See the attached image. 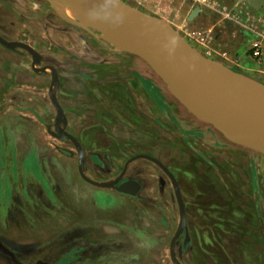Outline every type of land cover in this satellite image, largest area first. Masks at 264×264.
Listing matches in <instances>:
<instances>
[{
	"label": "rangeland",
	"instance_id": "obj_1",
	"mask_svg": "<svg viewBox=\"0 0 264 264\" xmlns=\"http://www.w3.org/2000/svg\"><path fill=\"white\" fill-rule=\"evenodd\" d=\"M122 1L167 22L213 80L226 75L241 92L264 90V53L253 54L255 43L264 48V6ZM0 36L41 56L33 69L27 52L0 45V242L20 264H173L180 217L170 179L138 159L122 179L142 184L135 199L84 182L74 145L48 131L55 132L51 96L84 149L87 177L117 184L139 154L173 173L191 238L185 250L184 236L176 244L180 263L264 264V155L195 118L94 14L56 0H0ZM48 67L59 78L52 90ZM0 264L15 263L0 253Z\"/></svg>",
	"mask_w": 264,
	"mask_h": 264
},
{
	"label": "water",
	"instance_id": "obj_2",
	"mask_svg": "<svg viewBox=\"0 0 264 264\" xmlns=\"http://www.w3.org/2000/svg\"><path fill=\"white\" fill-rule=\"evenodd\" d=\"M59 1L88 10L104 21H112L122 40L128 46L127 48L150 66L168 86L173 96L195 118L213 126L226 138L234 139L238 144L264 155V93L253 95L237 92L232 95L220 91L187 59V54L190 53L184 49L167 22L134 9L122 0ZM244 1L254 10H260L264 6V0ZM0 45L10 51L23 50L27 52L32 57L33 69L41 63L40 54L28 44L7 41L0 36ZM194 56L198 60H206L198 55ZM48 68L54 75L50 86V90H52L55 84L57 88L60 86L59 78L54 67ZM41 72L45 73L46 68H42ZM51 99L56 106L55 132L51 128L48 131L53 137L59 140H68L74 145L78 152V171L81 178L95 187L113 189L118 193L137 197L142 185L136 180L127 179L121 184H101L85 175L83 147L76 137L66 130L68 121L57 98L51 96ZM138 159H145L154 163L172 183L179 208L180 223L170 241L169 255L173 264H182L176 257V244L184 236L183 247L187 248L191 239L187 225L186 206L180 186L173 173L162 162L146 154H139L129 159L120 179L124 176L129 164ZM0 253L8 257L13 263L20 264L16 255L1 242ZM37 264L49 263L38 261Z\"/></svg>",
	"mask_w": 264,
	"mask_h": 264
},
{
	"label": "bare ground",
	"instance_id": "obj_3",
	"mask_svg": "<svg viewBox=\"0 0 264 264\" xmlns=\"http://www.w3.org/2000/svg\"><path fill=\"white\" fill-rule=\"evenodd\" d=\"M56 1H59V0H56ZM60 2H63V1H60ZM63 3H65V2H63ZM67 4V3H66ZM68 5H71V4H68ZM71 6H73V5H71ZM74 7H76V6H74ZM70 8V7H69ZM76 8H78V9H80V10H83V11H87V12H89L88 10H85V9H82V8H79V7H76ZM72 10V9H71ZM69 11V10H68ZM74 11V10H73ZM70 12V11H69ZM75 13H78V12H76V11H74ZM72 13V12H71ZM89 13H91V12H89ZM73 14V13H72ZM91 14H94V13H91ZM191 14V16H190V18L189 19H193L197 14H198V10H193L192 11V13H190ZM79 15H80V12H79ZM94 15H96V14H94ZM97 16V15H96ZM98 17V16H97ZM101 19V18H100ZM102 20V19H101ZM104 21V20H103ZM106 21V20H105ZM107 22H109L110 24H112L113 26H114V24H113V22L112 21H107ZM188 56H187V59L188 60H190V57H191V54H187ZM205 61V60H204ZM207 61V60H206ZM190 62L196 67V68H198L215 86H216V88H218L220 91H222V92H227V94H235V93H237V92H241L237 87H236V85H234V83L233 82H231V81H229L228 79H227V77H225L224 75H221V78H217V79H215V80H213L212 79V77L211 76H209L207 73H205L203 70H202V67L201 66H199V65H197V64H194L191 60H190ZM210 62V61H209ZM202 64H203V62H202ZM203 66V65H202ZM212 66V65H211ZM208 67V70L210 71V73H211V71H213L214 69H212V67ZM218 67V66H217ZM204 68V67H203ZM220 68V67H219ZM222 69V68H221ZM218 70V69H217ZM223 70V69H222ZM215 71V70H214ZM221 71V70H220ZM219 72V71H218ZM218 72H216L215 71V73L217 74V75H219L218 74ZM214 73V74H215ZM227 73V72H226ZM207 74V75H206ZM214 74L212 73V75L214 76ZM225 74V73H224ZM229 74V73H228ZM236 76V75H235ZM230 77V76H229ZM232 77V76H231ZM234 77V76H233ZM238 77V76H237ZM240 78V77H239ZM237 80V79H236ZM246 80V79H245ZM244 80V81H245ZM238 81V80H237ZM243 82V81H242ZM252 83V82H251ZM237 84H238V82H237ZM248 84H249V81H248ZM243 85V84H242ZM241 85V86H242ZM251 85V84H250ZM243 86H245V84L243 85ZM249 86V85H248ZM253 86V83H252V85H251V87ZM257 86V85H256ZM245 88V87H244ZM257 88V87H256ZM255 87L253 88V89H256ZM250 89V88H249ZM252 90V89H251ZM260 90V89H259ZM219 91V92H220ZM246 91V90H245ZM258 91V90H257ZM242 92H244V91H242ZM249 92V91H248ZM221 93V92H220ZM264 93V91L262 90V91H258V92H251V93H248V94H253V95H261V94H263Z\"/></svg>",
	"mask_w": 264,
	"mask_h": 264
},
{
	"label": "crops",
	"instance_id": "obj_4",
	"mask_svg": "<svg viewBox=\"0 0 264 264\" xmlns=\"http://www.w3.org/2000/svg\"><path fill=\"white\" fill-rule=\"evenodd\" d=\"M10 51V50H9ZM11 52H14V51H11ZM16 52V51H15ZM68 121V120H67ZM67 130V129H66ZM84 150V149H83ZM84 154H85V152H84ZM86 155V154H85ZM96 159H97V162H99L98 161V157H96ZM85 160H86V156H85ZM262 162H264V160H261ZM135 162V161H134ZM131 164V163H130ZM129 164V165H130ZM97 166H99L98 164H97ZM86 175V174H85ZM119 177V178H118ZM117 178V181L120 179V177H121V175H119ZM88 178H90L91 180H93V181H95V182H97V183H101V184H109L110 182L109 181H106V180H104V179H99V178H97V177H95V176H91V175H88ZM120 181V180H119ZM136 181H138V180H136ZM85 182V181H84ZM139 182V181H138ZM87 183V182H86ZM88 184V183H87ZM89 185H91V184H89ZM142 185V184H141ZM92 186V185H91ZM93 187H95V186H93ZM142 188H143V186H142ZM99 189H102V188H99ZM142 190V189H141ZM118 193V192H117ZM119 195H121V196H123L125 199H135L136 197H131V196H129V195H126V194H121V193H118ZM139 195V194H138ZM187 211V210H186ZM207 217H209V216H207ZM187 218V217H186ZM209 219H211L210 217H209ZM214 222H216V221H214ZM188 225V224H187ZM190 226V225H189ZM191 239V238H190ZM190 244V243H189ZM189 246V245H188ZM184 248V247H183Z\"/></svg>",
	"mask_w": 264,
	"mask_h": 264
},
{
	"label": "built area",
	"instance_id": "obj_5",
	"mask_svg": "<svg viewBox=\"0 0 264 264\" xmlns=\"http://www.w3.org/2000/svg\"><path fill=\"white\" fill-rule=\"evenodd\" d=\"M253 49H254V52H253V54H254V56L255 57H260V56H262L263 55V47H262V45L261 44H259V43H255L254 45H253Z\"/></svg>",
	"mask_w": 264,
	"mask_h": 264
},
{
	"label": "flooded vegetation",
	"instance_id": "obj_6",
	"mask_svg": "<svg viewBox=\"0 0 264 264\" xmlns=\"http://www.w3.org/2000/svg\"><path fill=\"white\" fill-rule=\"evenodd\" d=\"M121 175H122V174H121ZM122 179H123V177L120 179V181H119L117 184H121L122 182L126 181V180H123V181H122Z\"/></svg>",
	"mask_w": 264,
	"mask_h": 264
},
{
	"label": "trees",
	"instance_id": "obj_7",
	"mask_svg": "<svg viewBox=\"0 0 264 264\" xmlns=\"http://www.w3.org/2000/svg\"><path fill=\"white\" fill-rule=\"evenodd\" d=\"M184 250L186 249V248H183Z\"/></svg>",
	"mask_w": 264,
	"mask_h": 264
}]
</instances>
